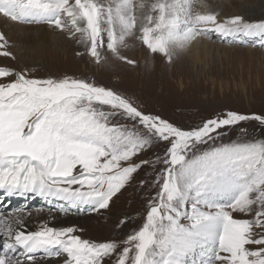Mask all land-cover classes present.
Segmentation results:
<instances>
[{"label": "snow or ice", "instance_id": "snow-or-ice-1", "mask_svg": "<svg viewBox=\"0 0 264 264\" xmlns=\"http://www.w3.org/2000/svg\"><path fill=\"white\" fill-rule=\"evenodd\" d=\"M0 15L47 23L69 38L78 33L97 62L106 33L112 55L135 63L120 48L138 19L142 42L169 60L174 47L212 32L256 37L264 46V21L219 20L195 10L194 0H0ZM8 48L0 32V56L14 59ZM249 120L264 125V113L227 111L184 128L86 79L37 78L0 66V189L7 196L56 201L63 213L98 212L144 167L160 165L144 222L123 239H86L74 226L45 222L29 230L31 212H5L0 204V264H264V137L223 142ZM158 144L163 155L145 158Z\"/></svg>", "mask_w": 264, "mask_h": 264}, {"label": "rangeland", "instance_id": "rangeland-1", "mask_svg": "<svg viewBox=\"0 0 264 264\" xmlns=\"http://www.w3.org/2000/svg\"><path fill=\"white\" fill-rule=\"evenodd\" d=\"M198 1L205 5L209 3L219 5L220 10L212 12L217 14L219 20L240 15L249 22L264 21V0ZM230 1H234L235 4L225 7ZM100 2L107 4L112 0H100ZM139 2L141 0H137V3ZM143 2L150 5L155 0H143ZM208 7L207 12H211L213 7ZM194 9L198 10L195 2ZM137 16L142 18L139 9ZM5 18L0 15V32L7 38L8 50L15 58L0 56V66L30 70V74L37 78L49 76L61 78L67 75L86 79L99 86L112 88L132 98L144 110L159 114L184 128L196 126L206 118L227 111L243 114L264 113V46H261L256 37H247V39L242 36L222 37L212 32L198 37L201 42L206 43V49L203 45L197 48L199 59L195 56L196 51L193 48L191 50L188 44L181 50L186 53L184 58L175 55L176 50L173 48L172 59L169 60L164 54L151 52L142 42L139 21L133 30L134 34L126 37V46L120 48L121 55L135 61L134 64L112 55L106 47V33L102 34L104 46L99 49L101 59L97 62L88 53L89 45L79 42L78 33L69 38L67 31H61L47 23L29 24ZM8 23L18 28L22 27L24 30L28 28L25 30V34H29L25 36L27 40L23 38L21 40L17 35L5 30L4 28L8 29L10 26L3 27V25ZM137 46L141 47L136 49ZM241 129L247 130V137L242 134ZM261 137H264V125L259 121L249 120L230 129L224 136L223 142ZM164 147L163 144H158L153 147L151 154L145 152L144 157L154 160L155 156L163 155ZM159 167L160 165H156L155 169ZM155 169L152 166L144 167L132 181L131 186L114 198L104 213L103 220L99 221L102 225L108 226L107 230L112 233L102 238L94 237L93 240L123 239L142 225L148 200L153 198L157 191L154 180ZM141 180L146 181L147 184L142 186ZM0 190V204L4 206L5 212L9 207L34 211L58 210L59 202L53 201L49 204L38 196L32 195L34 196L32 199L30 194L29 197L24 198H17L16 195L7 196L4 190ZM186 210L190 212L191 206L188 205ZM86 212L90 210L74 209L66 214L83 215ZM114 212L128 218L127 222L123 224L113 222ZM43 261L41 260L42 264L46 262Z\"/></svg>", "mask_w": 264, "mask_h": 264}, {"label": "bare ground", "instance_id": "bare-ground-1", "mask_svg": "<svg viewBox=\"0 0 264 264\" xmlns=\"http://www.w3.org/2000/svg\"><path fill=\"white\" fill-rule=\"evenodd\" d=\"M194 2L197 6V9L201 13L207 12L208 6L213 7L212 10L209 9L211 12H214V11L217 12L218 10H220L219 5H216V4L209 3V4L205 5L201 1L197 2V0H195ZM233 4H235V2L230 1L229 4L227 3L225 5V7L232 6ZM249 8H251V7H249ZM5 19H7V18H5ZM139 21H140V19H138L137 23ZM8 26H10L9 27L10 29L9 28L8 29L4 28V29L9 31L11 34L17 35L18 37H20L21 40H23V39L27 40V38L25 36H28L29 34H25L26 33L25 30H27L28 28L24 30L21 26H20L21 28H18L14 24H9V23L3 25V27H8ZM12 26H15V28ZM22 30H24V31H22ZM21 31H22V33H21ZM222 37H224V36H222ZM243 38L247 39V37H243ZM11 39H12V37H11ZM202 45L206 49V43L201 42L199 38H197L195 41L190 43V49L192 50V48H193L196 51L195 56L197 59H199L197 48H198V46H202ZM139 47H141V46H139ZM139 47L137 46L136 49ZM174 48L176 50L175 55H179V56L181 55L182 58H184L186 56V53H183L181 51L182 48L181 49H178L179 47H174ZM133 50H132V52H133ZM185 61H186V58H185ZM26 197H29V195ZM30 197L32 199H34V196H32V194H30ZM25 204H28V203H25ZM10 209H11L10 207L7 208V211H10ZM106 210L107 209L100 210L98 212L90 211V212H86L83 215H81V214L80 215H78V214L73 215V214H66V213H65L66 215H64V213H61L59 210H55L53 212H51L50 210L48 211L46 209L39 210V211L27 210V211L31 212V215L26 214L25 215V221H26V226L29 230H37L39 228L40 224L42 222H45V223H48L50 226L58 227V228L59 227L74 226L77 229V234H81L83 236V238H86V237L88 239H92L94 237L102 238L103 236L110 235L112 233V231L107 230L108 226H106L104 224L102 225V223L99 222L101 219L103 220V218L105 216L104 213L106 212ZM121 219L123 220L124 216L121 213L119 214L117 212H114V216L112 218V221L120 224V222L122 221ZM42 260L46 261V262L43 261L44 264H57V261H55V260H52V261H49L48 259H42Z\"/></svg>", "mask_w": 264, "mask_h": 264}]
</instances>
